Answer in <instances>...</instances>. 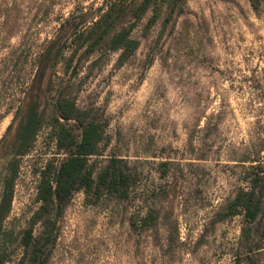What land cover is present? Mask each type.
<instances>
[{
    "label": "rangeland",
    "instance_id": "rangeland-1",
    "mask_svg": "<svg viewBox=\"0 0 264 264\" xmlns=\"http://www.w3.org/2000/svg\"><path fill=\"white\" fill-rule=\"evenodd\" d=\"M0 0V202L15 162L4 248L17 264L50 234L47 264H264V0ZM125 5L91 51L106 14ZM135 23L128 57L113 39ZM56 39L57 62L42 64ZM122 47V46H120ZM60 97L101 127L92 186L61 217H35L42 176L67 158L56 142ZM40 126L27 149L30 122ZM66 127L79 139L80 123ZM107 171L126 177L119 191ZM261 201L249 241L240 190ZM109 181V180H108Z\"/></svg>",
    "mask_w": 264,
    "mask_h": 264
},
{
    "label": "trees",
    "instance_id": "trees-1",
    "mask_svg": "<svg viewBox=\"0 0 264 264\" xmlns=\"http://www.w3.org/2000/svg\"><path fill=\"white\" fill-rule=\"evenodd\" d=\"M254 9L258 6V0H250ZM149 0H143L142 3L132 13L134 21H138L147 11ZM125 5L120 6L117 10H112L106 14L100 31L94 37L92 43L88 47L91 51L93 47L100 43L110 33L114 24L121 17V12ZM135 27L132 23L128 29H122L113 39L114 49L123 48V56H130L137 48L138 43L129 38L130 33ZM122 46V47H120ZM63 43L56 39L46 50L42 64L49 61L55 63L62 52ZM56 110V142L59 150H63L67 154V158L60 163L56 170L55 177L48 179L45 175L39 183V192L37 201L40 203L35 217L42 218L46 215L53 216L54 220L61 217L65 207L68 205L74 193L80 190H88L92 186V176L88 169L89 158L98 151V144L101 139V127L94 121H90L84 125V118L81 113L77 112L75 105L70 100L60 97L54 104ZM71 120H76L82 127L79 139H75L66 127ZM30 130H28L26 138L21 143L24 148L30 147L36 132L40 126V118L30 122ZM15 162L10 165L9 175L3 181V195L0 202V264L10 259V253L4 248L7 242L8 234L3 229L4 220L9 215L11 209L13 183L15 180ZM109 180V181H108ZM260 177L253 175L252 190H240L236 193L232 202L227 206L224 218H231L239 214L244 215L245 225L242 228V239L249 241L252 235V225L256 220L259 212L261 201L255 196L254 186L258 184ZM103 182H108L109 187L114 191H119L118 187L125 185L126 177L118 171H107L103 177ZM33 241L32 228L23 232L20 243L24 247L25 254L19 259L17 264H47L50 251L48 245L53 243L50 234H47L44 241L36 245L30 252L28 249Z\"/></svg>",
    "mask_w": 264,
    "mask_h": 264
}]
</instances>
